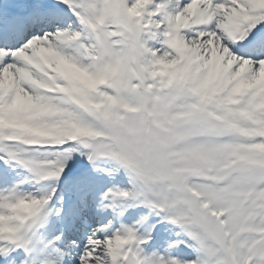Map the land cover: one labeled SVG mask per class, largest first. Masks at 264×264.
Wrapping results in <instances>:
<instances>
[{"label": "snow or ice", "instance_id": "1", "mask_svg": "<svg viewBox=\"0 0 264 264\" xmlns=\"http://www.w3.org/2000/svg\"><path fill=\"white\" fill-rule=\"evenodd\" d=\"M0 264H264V0H0Z\"/></svg>", "mask_w": 264, "mask_h": 264}]
</instances>
